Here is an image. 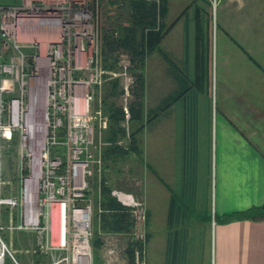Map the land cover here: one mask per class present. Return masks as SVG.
I'll use <instances>...</instances> for the list:
<instances>
[{
  "label": "crops",
  "instance_id": "crops-1",
  "mask_svg": "<svg viewBox=\"0 0 264 264\" xmlns=\"http://www.w3.org/2000/svg\"><path fill=\"white\" fill-rule=\"evenodd\" d=\"M211 18L203 0H167L170 29L157 54V104L149 99V108L144 73L143 155L159 180L146 174L143 200L165 230L147 264H193L211 237L212 264H264V221L215 225L192 216L184 226L168 225L175 188L183 189L179 210L190 191L187 211L212 217L264 205V0H220L215 28ZM181 228L186 248L176 256L170 235Z\"/></svg>",
  "mask_w": 264,
  "mask_h": 264
},
{
  "label": "built area",
  "instance_id": "built-area-1",
  "mask_svg": "<svg viewBox=\"0 0 264 264\" xmlns=\"http://www.w3.org/2000/svg\"><path fill=\"white\" fill-rule=\"evenodd\" d=\"M110 1L120 10L122 0ZM219 2L208 0L213 21ZM103 4L0 0V153L13 139L21 150V203L7 198L0 206H18L19 222L9 228L34 233L53 264H92L88 178L102 168L100 134L108 127L94 90L107 75L117 77L102 63V31L112 16H102ZM119 76L127 99L128 66ZM113 195L130 208V196ZM141 239L134 264H144Z\"/></svg>",
  "mask_w": 264,
  "mask_h": 264
},
{
  "label": "trees",
  "instance_id": "trees-1",
  "mask_svg": "<svg viewBox=\"0 0 264 264\" xmlns=\"http://www.w3.org/2000/svg\"><path fill=\"white\" fill-rule=\"evenodd\" d=\"M121 7L124 10L127 25L123 26V21L117 20L109 23L103 29L101 56L104 62V69L117 67L119 58L122 56L127 57L131 87H129V98L125 105L127 113L124 106L116 102L117 98H120L124 93L122 88H119L117 80L111 81L108 87L104 89L101 103L103 112L108 118V127L104 137L106 145L102 152L104 164L108 160H112L113 162L122 160L130 155V153H140L137 135L143 125L145 62L151 55L160 53V42L170 29L166 25L167 0H122ZM131 124L136 125L137 128L130 132L128 126ZM94 187L98 191L96 204L99 209L97 217L100 230L111 235H131L130 241L127 244L126 254L130 264H133L134 251L136 248L141 247V242L136 241L132 237L136 221L132 209L123 206L112 195V189L105 176L99 177ZM192 194L194 196V191ZM184 197L185 202L183 203H185L184 206L186 205V210L184 208L183 210H179L181 197L177 193H171L170 210L168 213L169 226H184L185 223L190 222L192 216L196 215L197 212L194 210L192 212L187 211L190 206V204L187 205L189 200H192L193 203L190 191L184 192ZM203 215L204 219L198 216L199 222L205 223L213 220L217 225H227L238 221L258 222L264 221V205L253 206L240 212L221 215L215 213L213 217L210 213H203ZM147 221H149V213L147 214ZM185 235L186 229L184 228L175 230L170 235V237L174 236L176 238L175 247L172 250L173 253L176 252V256L180 255V252H185L186 246L183 243ZM95 237L94 244L99 247V238L97 235ZM149 240L150 235L146 234L144 243L147 245Z\"/></svg>",
  "mask_w": 264,
  "mask_h": 264
},
{
  "label": "rangeland",
  "instance_id": "rangeland-1",
  "mask_svg": "<svg viewBox=\"0 0 264 264\" xmlns=\"http://www.w3.org/2000/svg\"><path fill=\"white\" fill-rule=\"evenodd\" d=\"M190 1V0H183ZM208 4V0H203ZM121 3V1H118ZM112 3L117 1L104 0L102 10V16L104 17L105 13L112 15L108 17L106 21L112 23L113 21H123L125 22L124 10L120 5V10L116 11L112 9ZM182 4H180L178 11H180ZM175 10L171 16V19L175 14ZM177 13V12H176ZM210 14L212 15V10L210 9ZM212 17V16H211ZM212 19V18H211ZM213 23V20H211ZM126 23V22H125ZM169 26V25H167ZM215 28L216 24L213 23ZM170 27V26H169ZM102 63L103 58H102ZM110 65V64H108ZM122 66H129L126 56L119 58L117 67H111V69H105L110 73L117 74V77L112 78L111 75L106 76V80L102 83L99 88L94 90L95 99L102 100L104 96V89L108 87V84L111 81H116L119 83V88L121 89L125 85L126 80L122 76H119L121 73ZM104 67V66H103ZM114 68V69H113ZM144 73L146 75V80L148 82L147 88V107L149 108V99L152 106H155L157 103L153 101V98L157 100V80H158V55L154 54L147 60V65L145 66ZM130 87H131V76H130ZM129 98V97H128ZM128 98L126 99L124 93L120 98H117V103L119 105L125 106ZM146 100V99H145ZM144 101V100H143ZM144 104V102H143ZM144 123V121H143ZM144 125V124H143ZM143 125L141 131L137 135L138 145L140 153H130L126 158L113 162L108 160L103 162L100 172L95 169L90 178H88L89 191L87 193V199L90 200L91 207L93 209L92 213V237H91V250H92V264H130V261L126 254L127 244L130 241L131 235L122 236V235H111L104 233L99 228V222L97 214L99 209L97 207L98 200V191L94 187V184H97L99 177L105 176L108 180V184L113 192L121 193L130 196V208L132 213L135 216L137 221V226L135 224L132 237L136 241H142L146 234H149L151 237H154L152 240V245L149 247L148 244L145 247L144 254V264H147V253L150 258L154 254L153 243L156 242L157 235L164 234L165 230L163 228L164 223L160 220V214H156L155 221L153 222V215L149 213V221H147L148 206L143 200V182L146 174L150 173L152 176L156 177V180H159L154 169L146 163L143 155V142H144V132ZM130 132L136 130V125H129ZM127 127V128H128ZM105 131L101 132L100 140L103 145L100 147L99 152L102 154L103 148L106 143L104 142ZM126 143V141L124 140ZM0 199L12 198L13 200L21 203V193H20V160H21V150L13 139L9 143L5 144L0 153ZM154 173V174H153ZM184 177V172L179 174V178ZM211 177V176H210ZM183 180V179H182ZM177 183V184H178ZM210 202H211V211L216 212L215 202H214V180L213 176L210 182ZM176 189V188H175ZM171 190V193L182 194L183 189ZM114 196V195H113ZM117 199V198H116ZM118 200V199H117ZM206 203V202H205ZM128 208V207H127ZM129 208V209H130ZM218 209V208H217ZM19 212L20 209L16 207H8L6 205L0 206V248L3 247V258L1 264H53L50 255L47 254L46 249H40L38 245L36 235L32 232L24 231H14L9 228L10 223L15 224L19 222ZM199 213V214H198ZM197 215V216H196ZM194 220L198 221V216H203L202 212H197ZM214 222V221H213ZM217 225V224H215ZM99 238L100 246L94 244L95 236ZM142 246V244H141ZM6 248V249H5ZM202 253L200 250L194 253V263L193 264H212V237L210 241L204 240ZM11 255L13 259L11 258ZM65 263V262H63ZM62 264V263H60ZM134 264V260H133Z\"/></svg>",
  "mask_w": 264,
  "mask_h": 264
},
{
  "label": "bare ground",
  "instance_id": "bare-ground-1",
  "mask_svg": "<svg viewBox=\"0 0 264 264\" xmlns=\"http://www.w3.org/2000/svg\"><path fill=\"white\" fill-rule=\"evenodd\" d=\"M2 258H3V247L0 248V264L2 263Z\"/></svg>",
  "mask_w": 264,
  "mask_h": 264
}]
</instances>
